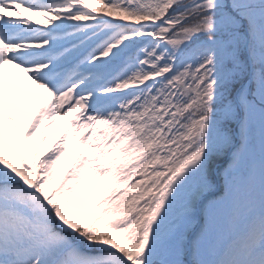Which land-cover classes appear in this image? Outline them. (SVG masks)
<instances>
[{"label": "snow or ice", "instance_id": "obj_1", "mask_svg": "<svg viewBox=\"0 0 264 264\" xmlns=\"http://www.w3.org/2000/svg\"><path fill=\"white\" fill-rule=\"evenodd\" d=\"M0 264H264V0H0Z\"/></svg>", "mask_w": 264, "mask_h": 264}, {"label": "rangeland", "instance_id": "obj_2", "mask_svg": "<svg viewBox=\"0 0 264 264\" xmlns=\"http://www.w3.org/2000/svg\"><path fill=\"white\" fill-rule=\"evenodd\" d=\"M60 127H61V124H60V122L58 121L56 127H55L54 129L51 130V132H52V136L49 137V140H46V141H45V145H44V146H47V144L50 142V139L53 138L57 132H59Z\"/></svg>", "mask_w": 264, "mask_h": 264}]
</instances>
